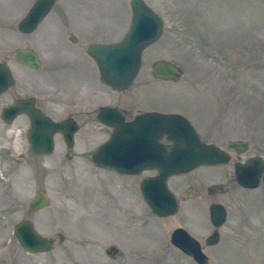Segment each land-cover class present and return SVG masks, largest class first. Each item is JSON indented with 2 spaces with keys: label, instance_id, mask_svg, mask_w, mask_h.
I'll list each match as a JSON object with an SVG mask.
<instances>
[{
  "label": "rangeland",
  "instance_id": "374dc122",
  "mask_svg": "<svg viewBox=\"0 0 264 264\" xmlns=\"http://www.w3.org/2000/svg\"><path fill=\"white\" fill-rule=\"evenodd\" d=\"M144 1L162 18L164 34L144 51L133 94L100 78L97 102L125 104L134 114L175 111L207 144L226 149L247 142L250 149L240 159L231 153L228 166H201L177 179L183 189L190 183L206 192L218 184L226 192L183 201L177 216L160 220L140 194L147 175L125 181L94 166L91 154L109 133L98 122L82 125L75 150L57 136L52 155L29 158L27 121L7 125L0 118V264H197L171 244V233L192 211V235L204 244L212 201L229 216L220 243L204 247L208 264H264V185L245 190L233 181L239 160L264 159V0ZM36 2L0 0V64L16 77L12 91L0 96V115L17 96L61 99L62 85L94 77L99 71L88 46L120 42L130 28L131 0H57L38 29L21 34L18 23ZM25 47L41 54V70L15 61L16 50ZM162 60L178 67L183 80H155L151 68ZM40 192L49 204L30 214L28 205ZM24 220L54 240L50 252L21 248L13 229Z\"/></svg>",
  "mask_w": 264,
  "mask_h": 264
},
{
  "label": "water",
  "instance_id": "95a60500",
  "mask_svg": "<svg viewBox=\"0 0 264 264\" xmlns=\"http://www.w3.org/2000/svg\"><path fill=\"white\" fill-rule=\"evenodd\" d=\"M57 0H37L27 16L20 22L22 33L34 32L52 11ZM132 19L125 38L113 44H91L88 55L95 61L102 81L118 91L129 89L141 70L144 51L158 42L164 33V22L144 0H131ZM15 58L18 62L39 70L42 67L39 55L30 49L18 50ZM155 78L165 81H182L184 74L166 61H159L152 67ZM13 84L10 70L0 66V94ZM34 98L19 100L16 106L6 108L2 120L12 124L22 113L27 114L32 122L28 132L30 157L51 155L55 151V135L63 134L69 147L74 145V135L79 128L68 121L56 123L35 109ZM102 124L114 128L115 135L93 156L95 164L112 169L122 174L137 175L145 169L159 168L160 177L146 180L142 184L144 200L154 214L170 217L176 214L178 202L167 186V179L182 175L209 165H225L230 156L221 148L202 143L196 130L183 116L159 113L140 114L131 123L112 108H104L99 116ZM166 135L173 143L167 150L158 140ZM230 148L242 149L245 144H231ZM236 177L245 188L255 189L264 183V159L251 158L248 162L236 165ZM49 200L40 192L28 205L30 214L46 208ZM211 221L216 228L208 241L209 246L220 242V228L227 221V211L220 204L210 208ZM21 248L28 254L50 252L54 247L52 239L42 236L30 220H24L14 227ZM172 243L198 264H208L209 258L202 251L200 243L191 238L183 229H178L172 236ZM192 244V249L191 245Z\"/></svg>",
  "mask_w": 264,
  "mask_h": 264
},
{
  "label": "flooded vegetation",
  "instance_id": "af4514ba",
  "mask_svg": "<svg viewBox=\"0 0 264 264\" xmlns=\"http://www.w3.org/2000/svg\"><path fill=\"white\" fill-rule=\"evenodd\" d=\"M21 22V21H20ZM20 22L18 23V31L21 33V34H24V35H30L32 33H29V34H25V33H22L20 31V28H19V25H20ZM24 49H30L32 51H35L39 57H40V60H41V64H42V67H43V59H42V56L40 53H38L36 51V49L34 48H30V47H25V48H20L18 50H24ZM15 52L14 54V59L15 61L28 68L30 71H39L41 70V68L39 70H36V69H33V68H30L20 62H18L15 58V55L17 53V51ZM158 62V61H157ZM156 62V63H157ZM155 63V64H156ZM173 65V64H171ZM0 66H5L7 67L11 74H12V77H13V84L12 86L5 92H3L2 94H0V96H3L5 94H8L12 91L13 87H15V84H16V77H15V74L13 72V70L8 66V65H4V64H0ZM174 67H176L175 65H173ZM176 69L181 72V70H179L178 67H176ZM98 76V78H96L95 76ZM153 75V74H152ZM154 77V75H153ZM99 79H100V74L98 72V74H95L94 77L92 76L91 78H88V77H84L83 76V79L82 77L78 78V77H75L74 80H72L70 82V85H62V87L64 88V90H62L63 94H62V98L61 99H58L56 98L55 96L53 95H50L48 97H50L51 99H48V98H44L42 99L41 97H36V96H33V95H26V96H17L13 103L12 104H9L8 106L4 107L2 112H1V115H0V118L2 120V114L4 112V110L10 106H16L18 101L19 100H27V99H30V98H34L35 101H34V106H35V109H37L38 111H40L44 116H46L47 118H50L52 121L56 122V123H61V122H64V121H68V122H72L74 124H76L79 128L78 132L75 133L74 135V145L73 147H69L67 142L65 141L64 139V136L63 134L61 133H58L55 135V150H56V137H61L65 143V145L67 146V148L70 150V151H73L76 149L77 147V143H78V140H77V135L78 133L80 132L81 128H82V125L83 124H91L93 122H98L99 124H101L103 126V129H108L109 130V133H108V138L107 140L101 144L97 149L94 150V152L91 154V160L92 162L94 163L93 161V156L99 151V149L106 143H108L109 141L112 140V138L114 137L115 135V126L114 128H111V127H108L104 124H102L99 116H100V113H101V110L104 109V108H112L114 109L115 111H117L120 115L123 116L124 118V122L125 123H131L133 122L136 117L140 114H142V112L140 113H136L134 114L133 111H131L130 109H128L126 107V105L124 104H120V103H116V105H106V106H100V103L99 101L97 102V98H98V94H99ZM155 80H159L157 78L154 77ZM165 81V80H164ZM62 82V81H61ZM136 82V81H135ZM135 82L132 84V86L127 89L126 91H119V92H122L124 94H133V89H134V84ZM167 82H175L176 81H167ZM62 84H69L67 81L66 82H63ZM69 88V89H68ZM118 91V90H116ZM44 100V101H43ZM77 102H79L77 104ZM63 105V108L59 110V107L58 108H55L54 107H57V106H62ZM79 108H81V110H79ZM54 110V114H57L56 116H54L51 112ZM162 111V110H161ZM150 113V112H149ZM151 113H159V114H164V115H179V116H183L182 114H179L175 111H163V112H156V111H153ZM184 117V116H183ZM19 119H25L27 121V123L29 124V129H28V132L32 126V122H31V119L30 117L25 114V113H22V114H19L13 121L16 122L17 120ZM3 121V120H2ZM4 122V121H3ZM5 123V122H4ZM12 123V124H13ZM6 124V123H5ZM191 124V123H190ZM8 125V124H7ZM11 125V124H10ZM28 132H27V140H28ZM197 132V131H196ZM200 140L202 143H206L202 138L201 136L199 135V133L197 132ZM234 143H237V144H245L246 147L242 148V149H238V148H230L229 146L231 144H234ZM28 144H29V151H28V157L29 158H44V157H48L50 155H43V156H35V157H30L29 156V152H30V143H29V140H28ZM158 144H162L166 147L167 150H171L172 146H173V143L171 141L168 140V137L166 135H164L163 137H161L159 140H158ZM207 144V143H206ZM219 147V146H218ZM221 148L222 150H224L229 156H230V161L228 164H225V165H215V166H228L231 162H232V155L231 153H233V155H236L237 159H240L241 156L243 154H245L249 149H250V144L247 143V142H232V143H229L227 144L226 146V149L222 148V147H219ZM88 152H85V154H87ZM52 155V154H51ZM257 157V156H256ZM251 158H254V157H250L249 159L247 160H244V161H241L239 160L237 163L234 164V169H235V174H234V179L233 181L235 183H237V185L239 186V188H243L245 190H255V189H258L261 185H264L263 182L260 183V186L258 188H255V189H249V188H245L244 186H242L241 184H239V182L237 181V177H236V165L237 164H242V163H246L248 162ZM261 158V157H260ZM94 166L98 169H102V170H105V171H108L110 172L111 174H114L115 176H118V177H121L123 178L125 181H127V178L129 177H134V176H141V175H147L146 177H144L141 182H140V194L142 196V184L144 181L146 180H153V179H156L158 177H160V169L159 168H149V169H145L143 170L141 173L137 174V175H129V174H122V173H119L115 170H112V169H106V168H102L100 166H98L97 164L94 163ZM202 167H211L209 165H205V166H202ZM200 168V167H199ZM192 173L189 172V173H186V174H182V175H177V176H171L167 179V186L168 188L170 189V191L174 194V196L176 197L177 201H178V205H179V208L181 206V202H187V201H190L191 204H192V200L193 199H198L200 198V200H202L201 198H204V197H207L208 196V199H213L215 198L216 196H219L220 194H223L226 192V188L222 185H212V186H209L206 190V192H203L201 191L199 188L197 187H193L192 184H188L186 185V187L183 189L180 187V185L182 183H179L180 180H177L179 179L180 177H183V176H187L188 174ZM211 180V179H210ZM199 183H202L199 179H198ZM209 180H207L208 182ZM212 181V180H211ZM206 182V183H207ZM213 182V181H212ZM205 184V183H204ZM207 195V196H206ZM143 197V196H142ZM204 200V199H203ZM213 204H221V203H216L214 201H212L210 203V206H209V219H210V226H211V231L210 233L206 236L205 238V241H204V244L199 240L197 239L195 236L192 235V211L190 213V218H189V221L187 220L184 224L182 225H179L178 227H175L171 233V239H172V234L178 230V229H183L185 230L189 235L190 237L192 238V236L194 238H196L199 242H200V245L202 247V249L204 250V247L205 248H210V247H215L217 245H214V246H209L208 245V241L211 239V237L213 236V234L215 233L216 231V228L215 226L213 225L212 221H211V214H210V208ZM227 209V208H226ZM178 212H179V209H178ZM177 212V214H178ZM174 215V216H171V217H165V218H161V217H158L157 215H155L153 213L154 216H156L158 219H167V218H172V217H175L177 216ZM228 216H229V212H228V209H227V221H228ZM226 221V223H227ZM225 223V224H226ZM224 224V225H225ZM223 225V226H224ZM220 239H221V232H220ZM54 241V240H53ZM191 246V249H192V244L190 245ZM182 252V251H181ZM183 253V252H182ZM186 255V254H185ZM187 257H189L191 260H192V257L186 255Z\"/></svg>",
  "mask_w": 264,
  "mask_h": 264
}]
</instances>
